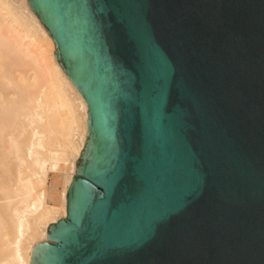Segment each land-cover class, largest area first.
Masks as SVG:
<instances>
[{"label":"water","instance_id":"1","mask_svg":"<svg viewBox=\"0 0 264 264\" xmlns=\"http://www.w3.org/2000/svg\"><path fill=\"white\" fill-rule=\"evenodd\" d=\"M27 3L88 109L30 264H264V0Z\"/></svg>","mask_w":264,"mask_h":264},{"label":"bare ground","instance_id":"2","mask_svg":"<svg viewBox=\"0 0 264 264\" xmlns=\"http://www.w3.org/2000/svg\"><path fill=\"white\" fill-rule=\"evenodd\" d=\"M27 0H0V264H30L65 219L87 104Z\"/></svg>","mask_w":264,"mask_h":264}]
</instances>
